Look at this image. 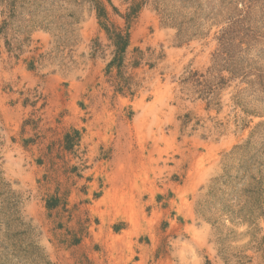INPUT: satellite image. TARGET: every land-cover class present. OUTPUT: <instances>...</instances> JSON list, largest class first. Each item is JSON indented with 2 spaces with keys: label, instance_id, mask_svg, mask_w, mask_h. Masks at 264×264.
<instances>
[{
  "label": "rangeland",
  "instance_id": "374dc122",
  "mask_svg": "<svg viewBox=\"0 0 264 264\" xmlns=\"http://www.w3.org/2000/svg\"><path fill=\"white\" fill-rule=\"evenodd\" d=\"M102 1L119 70L90 2L0 0V264H264V0Z\"/></svg>",
  "mask_w": 264,
  "mask_h": 264
},
{
  "label": "trees",
  "instance_id": "16d2710c",
  "mask_svg": "<svg viewBox=\"0 0 264 264\" xmlns=\"http://www.w3.org/2000/svg\"><path fill=\"white\" fill-rule=\"evenodd\" d=\"M90 2V4L93 6V9L96 11V17L98 19V23L100 25V28L104 30V32L107 34L108 38L112 41L114 50H113V56L112 59L108 62L106 69L111 70L113 68H116L119 70L121 66L123 65V57L126 52V49L129 46V33L128 28L130 21L133 17H136V14L138 13V10L140 8V2L133 4L128 8V12L122 15L126 22V28L125 29H119L118 27L111 25L107 23L108 21V12L106 10V5L102 0H86ZM107 2L112 6L113 10L116 11V8L112 5L110 0H107ZM223 9L227 10L229 7V3L225 6H222ZM183 33V25L182 23H178V37H181V34ZM222 45L224 47H230L233 42V38L229 36L227 32H224L220 38ZM76 132V131H75ZM77 133V132H76ZM78 134V133H77ZM71 140L70 134L66 133L64 136V143L66 144V148L69 147L67 143ZM257 187H259V182L256 183ZM261 192V189H260ZM57 200H54L52 202H48V208L52 209L57 206Z\"/></svg>",
  "mask_w": 264,
  "mask_h": 264
}]
</instances>
